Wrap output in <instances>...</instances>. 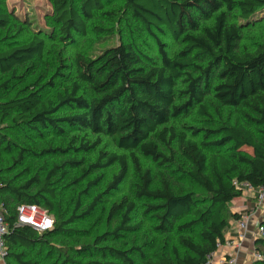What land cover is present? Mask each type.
I'll use <instances>...</instances> for the list:
<instances>
[{
  "label": "trees",
  "instance_id": "16d2710c",
  "mask_svg": "<svg viewBox=\"0 0 264 264\" xmlns=\"http://www.w3.org/2000/svg\"><path fill=\"white\" fill-rule=\"evenodd\" d=\"M49 1L65 39L73 32L85 34L96 12L110 13L104 10L106 0ZM263 10L264 0H123L124 20L130 18L150 33H168L180 49L170 55L157 37L158 60L131 41H120L95 56L77 51L75 75L55 95L56 102L43 97L45 88L55 85L54 75L46 82L39 76L28 83L30 69L45 52L44 38L33 35L0 48V129L10 120L14 127L34 132L77 129L96 136L94 145L110 137L129 156L106 154L107 161L91 165L88 172L118 162L119 171L109 184L116 189L132 161L138 175L136 198L145 201V213L157 221L152 228L155 236L140 245L126 250L97 247L142 226L132 223L135 201L122 198L109 211L110 218L120 217L119 225L80 246L82 251L95 250L100 258L80 262L67 257L62 264H205L226 242L227 230L240 217L231 207L244 193L237 184L247 181L264 193V43L254 53L239 51L241 27L259 21ZM13 28L21 31L23 21L0 0V34L6 32L8 38ZM65 105L77 111L56 115ZM194 109L199 126L174 124ZM12 143L0 130V145L9 150ZM173 146L188 164L189 183L176 184L160 172L155 184L138 155L165 165L173 161L167 154ZM25 153H19L18 162ZM84 162L74 157L53 162L45 175L37 173L18 183L3 176L7 161L0 150L6 264H40L30 252L95 210L99 197L77 215L81 206L77 199L72 216L62 220L53 202L62 168ZM23 203L45 209L54 218L53 228L39 233L18 226V206ZM260 225L264 228V215ZM256 249L264 253V237L256 241ZM253 264H264V259Z\"/></svg>",
  "mask_w": 264,
  "mask_h": 264
},
{
  "label": "rangeland",
  "instance_id": "374dc122",
  "mask_svg": "<svg viewBox=\"0 0 264 264\" xmlns=\"http://www.w3.org/2000/svg\"><path fill=\"white\" fill-rule=\"evenodd\" d=\"M4 1L5 9L23 21V28L19 32H17V28H13L8 38L6 32L0 34V48L12 43L17 44V41L27 39L33 35L45 39V52L42 57L37 58L36 65L28 73V83L36 81L39 76H44L41 82H46L54 75L55 85L45 88L44 99H53L56 102L55 95L62 91L64 84L69 79L74 77V55L77 51L95 56L120 41H131L139 47L143 54L153 60H158L157 37L164 43L170 55L180 49V45L168 33L162 34L156 30L150 33L130 18L124 20V15L120 14L123 11V0H106L104 10L110 13L96 12L94 17L88 21L86 33L73 32L71 39H65L61 33L59 25L54 20L55 13L49 0ZM258 17H260L259 21L241 27V40L239 41V51L241 53L245 51L254 53L258 44L264 43V10L260 12ZM62 65H65V67ZM15 82L17 81H12L11 84ZM75 111L77 110L65 105L58 110L56 115H66ZM228 114L226 112V115ZM229 115L234 118L233 114ZM174 124L199 126L200 121L194 109L188 115L180 117ZM0 130L13 142L9 150L0 145L2 156L7 161V169L3 176L15 178L18 183L28 180L37 173L45 175L53 162H60L73 157L77 160L84 159V164L79 167L66 164L57 177L56 196L53 202L59 209L62 220H67L72 216L73 211L76 209L77 199H79L81 205L77 210V215H80L96 197H99L93 212L66 226L65 232L57 233L48 239L47 245L40 250L35 248L30 252L31 257L38 260L40 264H62L67 257L80 262L99 259L100 256L95 250L82 251L80 246L86 243H94L99 236L119 225L120 217L110 218L109 211L112 204L119 202L122 198L135 201L137 207L132 217V223L133 225L142 226L135 231L124 232L116 240L112 239L96 246L110 245L126 250L134 245L149 241L150 238L155 236L152 228L153 225L157 224V221L151 215L145 213V201L137 199L135 195L138 175L131 160L128 175L116 189L109 188V184L113 175L119 171L120 165L118 162H114L105 169L92 173L88 172L91 165L98 162L105 163L107 161L106 154L129 156V152L121 149L113 139L102 137L101 142L94 145L97 141L96 136L77 129L66 130L65 132L51 129L34 132L22 129L20 126L14 127V123L10 120L5 121ZM84 145H89V147L84 148ZM50 148L52 150H49ZM26 150H33L34 154L25 153ZM23 152L25 153L24 160L18 162L21 160L19 153ZM167 154L172 156L173 161L165 165H160L141 155L138 156L141 166L152 171L155 184L159 181V173L163 172L174 183L188 185L189 182L185 176L188 164L181 153L176 146H173L170 151H167ZM240 198L231 205L234 211L239 212V208L242 207V199ZM257 204L258 209L256 211L258 210L259 214L263 213L264 198L257 200ZM257 225L258 222L256 228ZM250 245L251 241H249L248 246ZM134 257L137 259V256ZM106 261L114 260L106 258ZM137 263L141 264V262Z\"/></svg>",
  "mask_w": 264,
  "mask_h": 264
},
{
  "label": "built area",
  "instance_id": "2783aa9c",
  "mask_svg": "<svg viewBox=\"0 0 264 264\" xmlns=\"http://www.w3.org/2000/svg\"><path fill=\"white\" fill-rule=\"evenodd\" d=\"M239 187L244 189V192L252 193L256 200H262L264 198V193L262 188L258 191L247 181L240 182L237 184ZM256 193H259L256 196ZM6 212L5 205L0 203V256L4 258L6 253V247L3 241V235L7 230V225L5 223L4 214ZM240 217L236 223L237 235L233 238L228 239L224 244L228 245L233 250L227 252L215 261L214 254L211 255L209 260L205 264H238V255L245 248V243L249 236L250 222L253 217V212L250 209L245 208L239 211ZM18 226H29L39 233L51 230L54 226V218L41 206L37 204H27L23 203L18 206ZM264 237V228L258 222L257 229L255 231V238L259 239ZM252 262L264 259V253L258 251L256 248L250 251Z\"/></svg>",
  "mask_w": 264,
  "mask_h": 264
},
{
  "label": "crops",
  "instance_id": "0c3cea01",
  "mask_svg": "<svg viewBox=\"0 0 264 264\" xmlns=\"http://www.w3.org/2000/svg\"><path fill=\"white\" fill-rule=\"evenodd\" d=\"M258 195H259V193H256V196H258ZM240 199H242V201H241L242 207L244 209L245 208L250 209L253 212V217H252L251 222H250V230H249L250 233H249L248 239L245 243V248L242 249V251L238 255V264H253L252 258L250 255V251L254 250L256 248V241L258 240L257 238H255V231L257 229L256 223L261 221V218L263 217L264 212L259 214L258 210L256 211V209H258L257 208L258 204H257V200H256L255 196L252 193L244 192L243 196ZM236 200H234V201H236ZM242 207H240L238 211H241V209L244 210ZM236 235H237L236 223L233 222L231 224L230 228L228 229V232L225 235L226 241L230 238L235 237ZM249 241H251L250 246H248ZM231 250H233V249L226 244L219 247L218 250L216 251V253L214 254L215 261L219 260V258L221 256H223L224 254H226L227 252H229V251L231 252ZM0 264H6L5 259L2 256H0Z\"/></svg>",
  "mask_w": 264,
  "mask_h": 264
}]
</instances>
